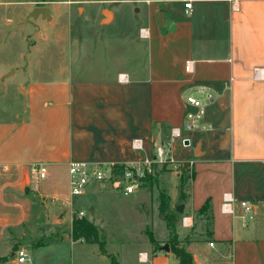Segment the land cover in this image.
<instances>
[{
	"label": "crops",
	"instance_id": "1",
	"mask_svg": "<svg viewBox=\"0 0 264 264\" xmlns=\"http://www.w3.org/2000/svg\"><path fill=\"white\" fill-rule=\"evenodd\" d=\"M147 3L133 10L136 22L128 31L125 55L115 51L98 57L105 43L77 46L65 40L63 47L51 42L49 64L29 57L37 45L27 53L21 48L24 61L17 64L15 38L22 27L2 17L0 0L3 40L12 27V39L0 40V51L7 52L0 60V87L18 73L23 78L15 116L0 117V241L5 243L0 264H55L41 252L18 262L15 251L28 244L32 251L63 241L72 248L95 244L72 237V211L81 196L71 195L69 163L142 161L152 154L153 144H161L165 135L169 139L172 128L183 124L193 109L188 96L204 100L203 120L211 128L184 132L188 141L173 142L174 156L194 169L179 219V246L191 253L193 264H264V0ZM88 11L91 18L100 14L98 30L116 19L114 10L111 15ZM140 21L145 24L137 27ZM188 59L194 60L192 72L185 69ZM135 139L142 140V150L132 148ZM36 164H46V178L34 179ZM226 192L255 202L253 221L245 222L238 203L234 213L223 211ZM48 207L55 210L53 224L41 230L42 221L50 222ZM156 240L121 244L119 264H180L171 247L162 248L169 242ZM96 253L108 256L100 249Z\"/></svg>",
	"mask_w": 264,
	"mask_h": 264
},
{
	"label": "rangeland",
	"instance_id": "2",
	"mask_svg": "<svg viewBox=\"0 0 264 264\" xmlns=\"http://www.w3.org/2000/svg\"><path fill=\"white\" fill-rule=\"evenodd\" d=\"M147 2L148 0H3L2 17L13 18L16 23L13 26L22 27L23 31L15 38L20 50L14 53L13 61L17 64L22 63L24 59L20 55L21 48H24L27 53L32 46L37 45L39 49L29 57L36 64H49L53 57L49 45L57 41L62 43L61 47H63L65 40H72L73 43H77V46H96L99 43H105L106 45L102 46L106 47V51L99 48L98 57L113 55L115 51L120 52L121 56L125 55L129 50L128 31L134 28L133 24L136 22L133 10L141 7L145 9ZM38 6H49L51 17L30 15V12ZM89 9H92L94 14L100 13L101 10H108L106 14L110 15L112 14L110 10H114L116 19L110 26L98 30L97 25L101 23V17H98L100 14L91 18L88 16ZM145 15L146 11L143 10L142 16ZM141 22L137 24V27L145 24V21ZM9 24L12 23L9 21ZM7 28V36L4 40L0 37L1 41L6 42L12 39L11 25ZM66 36L69 39H66ZM97 50L94 51L96 57ZM6 54L0 51V60H4ZM10 57L12 58L9 54ZM22 79V75L18 73L7 79V87H0V117L11 119L15 116L14 111L18 105L15 99L16 92ZM165 131L167 134V130ZM167 141L168 136L165 135L159 142L166 144ZM161 144H153L152 154ZM178 145L175 144L176 149ZM142 167L143 170L137 180L136 193L124 195L113 190L109 184H102L94 187V192L91 190L83 194L72 211L73 220L78 216V212L85 211L82 218L93 225L103 240L107 252L115 253L119 261L121 254L119 256L118 252L121 244L137 242L138 246L141 245L139 243H156V238L165 239L169 244L172 242V246L179 243L176 234L181 230L179 219L185 214V210L183 213H178L176 207L185 202L189 183L194 176L193 165L190 161L179 160L174 156V159L153 161L149 166L143 162ZM61 181L65 182L64 175ZM162 198L164 199L163 209L161 208ZM90 202L95 206L92 214L89 212L91 211L88 205ZM48 210L50 222L45 224L42 221L43 229L41 230L50 229L48 227L53 224L55 210L50 207ZM40 212L44 218L43 210L40 209ZM35 229L36 233H40L38 228ZM29 239L30 235L26 236V241ZM2 241H0V250L5 244ZM32 249L30 244L25 247L28 255L32 256L33 253L38 256L41 252L42 257L48 255L55 264H111L109 256H97L96 251L100 249L98 244H78L72 248L69 242L63 241L61 245L41 247L33 251ZM39 259L40 257L37 258L38 261Z\"/></svg>",
	"mask_w": 264,
	"mask_h": 264
},
{
	"label": "built area",
	"instance_id": "3",
	"mask_svg": "<svg viewBox=\"0 0 264 264\" xmlns=\"http://www.w3.org/2000/svg\"><path fill=\"white\" fill-rule=\"evenodd\" d=\"M186 7H192L191 1L185 2ZM185 69L187 72L194 70V60H186ZM258 71V69H256ZM125 79V76H121ZM209 99V96H208ZM187 101L193 107L192 110L186 113L183 124L178 127H173L171 137L166 144H161L156 148L154 154L143 159L146 165H150L153 161H163L174 159L172 146L175 139H180L183 142L189 138L184 136V132L190 131H206L211 128L210 125L204 123L205 102L199 97L188 96ZM132 148L136 151L144 148L141 139H135ZM125 164L123 166L117 164L106 165L98 161H71L69 163L70 173V192L73 197H80L85 194L89 188L97 187L102 184H109L113 190L124 195H132L137 191V180L143 170V162ZM48 169L46 164H36L33 167V175L36 181L46 178ZM223 211L234 213V204L238 203L241 209V216L245 222L252 220L255 216V202L252 199L243 198L237 199L231 192H226L223 197ZM85 215V211L78 212L79 218ZM184 225H188L189 217H183ZM213 245V243H211ZM15 258L18 262L23 263L28 258V253L23 248L15 251Z\"/></svg>",
	"mask_w": 264,
	"mask_h": 264
},
{
	"label": "trees",
	"instance_id": "4",
	"mask_svg": "<svg viewBox=\"0 0 264 264\" xmlns=\"http://www.w3.org/2000/svg\"><path fill=\"white\" fill-rule=\"evenodd\" d=\"M161 205H162L161 208L163 209L164 207L163 198ZM175 217L177 216L175 215ZM72 237L74 240H84L86 242L98 244L100 251L104 254H107L111 258L112 264H119V261L117 260L116 256L114 254L107 252L103 240H101V238L99 237V233L95 230L93 225L87 222L84 218L76 217L73 220ZM170 247L172 251L176 254V256L179 258L180 264H193L191 253H189L185 248L179 246V243L178 244L175 243L172 246V242H170Z\"/></svg>",
	"mask_w": 264,
	"mask_h": 264
},
{
	"label": "water",
	"instance_id": "5",
	"mask_svg": "<svg viewBox=\"0 0 264 264\" xmlns=\"http://www.w3.org/2000/svg\"><path fill=\"white\" fill-rule=\"evenodd\" d=\"M108 12V10H106ZM39 14L41 15L42 18L45 17H51V8L49 6H38L35 7L31 12L30 15H36ZM196 156H199V154L197 152H195ZM184 208H185V204L181 203L178 204L176 207V210L178 213H183L184 212ZM164 250L166 251H170V244L166 243L163 247Z\"/></svg>",
	"mask_w": 264,
	"mask_h": 264
}]
</instances>
